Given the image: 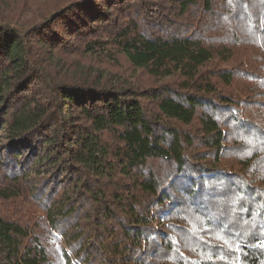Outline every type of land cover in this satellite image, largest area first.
Segmentation results:
<instances>
[{
	"label": "trees",
	"instance_id": "obj_1",
	"mask_svg": "<svg viewBox=\"0 0 264 264\" xmlns=\"http://www.w3.org/2000/svg\"><path fill=\"white\" fill-rule=\"evenodd\" d=\"M6 6L0 264H264V0Z\"/></svg>",
	"mask_w": 264,
	"mask_h": 264
},
{
	"label": "rangeland",
	"instance_id": "obj_2",
	"mask_svg": "<svg viewBox=\"0 0 264 264\" xmlns=\"http://www.w3.org/2000/svg\"><path fill=\"white\" fill-rule=\"evenodd\" d=\"M53 0H31L32 4V10L29 13L24 14L23 16H20V20L22 22H33L36 21L44 16H46L50 11H51V3ZM15 16L13 15V11L11 10L10 7H1L0 8V21L1 20H6V19H14ZM237 59H242L244 58V55L242 53L237 54L236 56ZM231 63H229L226 66H230ZM225 66V67H226ZM242 85H240V88H238L236 85L234 86V89L236 92L239 93V89L241 91ZM246 88V87H244ZM8 133L4 128L0 129V145L4 144L7 140ZM37 213V215H39Z\"/></svg>",
	"mask_w": 264,
	"mask_h": 264
},
{
	"label": "snow or ice",
	"instance_id": "obj_3",
	"mask_svg": "<svg viewBox=\"0 0 264 264\" xmlns=\"http://www.w3.org/2000/svg\"><path fill=\"white\" fill-rule=\"evenodd\" d=\"M239 249L237 248V251H238Z\"/></svg>",
	"mask_w": 264,
	"mask_h": 264
}]
</instances>
